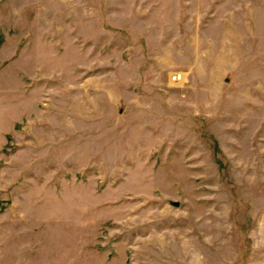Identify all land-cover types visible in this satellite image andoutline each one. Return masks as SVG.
Here are the masks:
<instances>
[{
  "label": "rangeland",
  "instance_id": "1",
  "mask_svg": "<svg viewBox=\"0 0 264 264\" xmlns=\"http://www.w3.org/2000/svg\"><path fill=\"white\" fill-rule=\"evenodd\" d=\"M0 264H264V0H0Z\"/></svg>",
  "mask_w": 264,
  "mask_h": 264
},
{
  "label": "built area",
  "instance_id": "2",
  "mask_svg": "<svg viewBox=\"0 0 264 264\" xmlns=\"http://www.w3.org/2000/svg\"><path fill=\"white\" fill-rule=\"evenodd\" d=\"M173 79L178 81L180 79V74H173Z\"/></svg>",
  "mask_w": 264,
  "mask_h": 264
}]
</instances>
